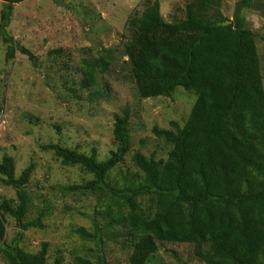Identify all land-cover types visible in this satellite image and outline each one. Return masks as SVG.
<instances>
[{"label": "trees", "instance_id": "trees-1", "mask_svg": "<svg viewBox=\"0 0 264 264\" xmlns=\"http://www.w3.org/2000/svg\"><path fill=\"white\" fill-rule=\"evenodd\" d=\"M1 1L0 38L7 45L6 58L20 51L35 62L36 56L9 31L15 5L25 0ZM253 2L241 0L230 20L220 12L219 0H194L184 18L168 22L159 1H150L140 17L128 21L133 36L125 54L139 96L172 98L179 87L197 94L184 125L172 121L169 129L153 128L170 146L166 158L137 150L134 170L112 176L132 148L127 115L116 116L117 148L104 160L95 147L86 153L59 143L42 145L62 165H77L92 175L63 187L67 193L94 195L99 204L97 215L89 216L93 231L75 229L83 241L95 245L96 259L77 256V264H108L104 245L115 227L127 237L130 264H149L161 247L179 243L194 245L206 264H264V74L257 35L243 14ZM227 29L235 47L223 55L220 38ZM113 56L111 49L103 48L99 56L84 57L78 69L81 78L74 83L82 89L95 86ZM3 111L0 101V117ZM34 166L17 177L13 157L0 162L3 182L16 192V199H0L3 264H49V243L33 251L25 235L45 229L48 215L44 209L29 218L32 201L26 188ZM8 216L19 229L11 240ZM55 259L54 264H62L60 255Z\"/></svg>", "mask_w": 264, "mask_h": 264}, {"label": "rangeland", "instance_id": "rangeland-1", "mask_svg": "<svg viewBox=\"0 0 264 264\" xmlns=\"http://www.w3.org/2000/svg\"><path fill=\"white\" fill-rule=\"evenodd\" d=\"M150 1H159L163 19L170 22L184 18L187 5L194 0H25L15 5L9 31L37 60H30L20 51L8 60L7 45L0 38V101L4 105L0 162L4 156L13 157L17 177L29 165H35L26 188L32 201L29 218L44 209L48 215L45 229H32L25 235L33 251L44 241L49 243V264H54L59 255L62 264H77V256L96 259L95 245L83 241L75 229L93 231L89 216L97 215L99 204L94 195L65 192L64 186L81 183L92 175L80 166L62 165L54 152L42 145L59 143L86 153L95 147L104 160L117 148L116 116L127 115L132 148L112 172L119 178L121 172L134 170L132 156L137 150L166 158L170 146L154 134L153 128L169 129L172 121L184 125L196 102L197 94L183 87L172 98L139 96L125 45L133 36L128 21L140 17ZM219 1L220 12L232 20L241 0ZM1 9L0 0V12ZM243 14L247 26L257 35L264 74V0H254ZM225 33L220 38L219 52L223 55L235 47L231 31L227 29ZM103 48L114 54L108 70L99 74L95 86L80 88L74 81L81 78V60L99 56ZM56 49L61 53L52 52ZM3 178L0 174V199H16L15 190ZM7 221L11 240L19 229L14 218L8 216ZM111 234L104 245L107 263L130 264L131 248L125 244L124 232L115 227ZM3 262L0 255V264ZM149 264L206 263L196 255L194 245L179 243L161 247Z\"/></svg>", "mask_w": 264, "mask_h": 264}]
</instances>
